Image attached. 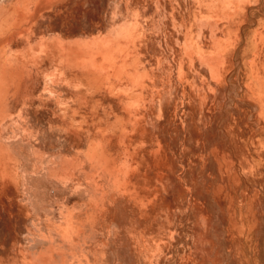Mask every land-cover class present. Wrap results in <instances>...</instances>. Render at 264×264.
<instances>
[{"label":"bare ground","instance_id":"obj_1","mask_svg":"<svg viewBox=\"0 0 264 264\" xmlns=\"http://www.w3.org/2000/svg\"><path fill=\"white\" fill-rule=\"evenodd\" d=\"M219 32L247 36L252 59L221 67L234 53ZM220 123L253 179L264 0H0V264L236 262L242 239L212 189ZM70 198L93 201L88 223ZM53 209L64 225L31 217Z\"/></svg>","mask_w":264,"mask_h":264},{"label":"rangeland","instance_id":"obj_2","mask_svg":"<svg viewBox=\"0 0 264 264\" xmlns=\"http://www.w3.org/2000/svg\"><path fill=\"white\" fill-rule=\"evenodd\" d=\"M237 20L238 19H236V21ZM236 21H234V23ZM234 23H233L232 26H230L233 29H234ZM128 25L130 27L131 23H129ZM205 26L207 27L208 25L205 24ZM256 27H257V25L256 26L254 25L250 29H247V27L246 28L244 27L245 28L244 30H248V32H253L256 29ZM221 34L224 35V36H222ZM245 35H246V33H245ZM231 36H233V37H231ZM243 36L244 35L242 34L241 39H240L241 43H239L240 42L239 41L238 45H237V42H236L237 39H236V36H235L234 32H231V35H228L227 37L225 36V34L219 32V42L220 41L224 42V40H226L228 38L229 40L227 39V43L231 45L230 46L231 48H229V47L228 48L230 49V51L232 50L233 53H234L233 59L232 58L230 59L229 57H227L228 60H226L227 61L226 63L224 62V58L225 57L222 56V55H219L221 57V59L219 60V65L221 67H223V65H227L228 66L230 62L232 63L234 61L233 63H234L235 66L231 65V63H230V66H233L235 69H237L238 68L237 66L241 65L240 61H241V63H243V62H245V60H246V62H248V61H250L249 59H252L251 54L253 53V50L251 52L250 49L246 48L245 44H247V39H246L247 36L246 37L245 36L243 37ZM230 37L232 38V40H231ZM207 40H209L208 37H207ZM220 44H222V42ZM233 46L235 48L234 50L232 48ZM114 49L115 48H113V50ZM242 49H244V50L242 51ZM222 50H224V49H222ZM112 51H110L109 53L112 54ZM223 54H225V53H223ZM242 54H243V56H242L243 61H242V59L240 57ZM227 55H229V54H227ZM244 56H246V57L244 58ZM127 63L129 64L128 60L126 61L127 69L132 70L135 62L130 61L129 65H127ZM233 72L231 71L228 74V77H227V82H228L229 87H232L234 85V83H232V82H234V78L232 77V73ZM251 80H252L251 77H250V79L249 78L248 79L244 78V84H247L246 82H249ZM129 88L130 87H128L127 89H129ZM243 89H244V87L240 88V90L238 91L239 94L236 95L237 99L241 100L243 98L242 100H245V99L249 98L247 95H244L246 91L243 90ZM232 92L233 91L229 92V96H231V94L233 95ZM224 100H225V98H224ZM183 103H184V105H183ZM177 106H179V110L181 109V111H185L186 110L185 102L182 101L181 98H179V100L177 102ZM180 106H183V107H180ZM255 114H256V112H255ZM248 120L251 121V118H249ZM232 123L234 125V122H232ZM237 124L238 125H236L235 128H236L237 131H239V130H241L240 119L238 120ZM257 124H259V123H257ZM257 124L256 123H252L253 135H254L255 139L257 138L255 143L257 142L256 144H264V133H263V131L260 130L261 129V127H260L261 124H259V125H257ZM219 125H220L219 126V146H216V149H217V153H219L218 154L219 155V165H220L219 166V173L220 172L221 173L219 174V181L215 182V184H214L215 187L213 186L212 189L214 190L217 187L219 188V205L221 206V209H222L223 212L226 209L225 213L226 214L229 213L230 217L232 218V222H235L233 224L234 233L236 235V238H238V240L242 239V240H240V242H242L241 243L242 244L241 251H243L242 255L240 253H238V252L236 253V258H235L236 262H233V260L232 261H229V260L227 261L226 258L227 259H231V258L226 257V258L223 259L221 264H236V263L237 264H264V237H263L264 236V226H263L264 225V179H263L264 178V163L263 162H259L255 157H254V159H251L253 164L256 163L254 165L255 167L254 166H252V167L254 169L256 168L257 171L262 170L263 172L261 171L259 174H257V172L255 173L254 172L255 170L252 168V170H254L253 174L256 175L258 180L256 179V177H255L256 180L254 179L253 174H252L253 179L252 178L251 179L250 178L246 179L245 178L246 176L245 175H244L245 177L243 176L244 172L241 170L243 164H241V159H238V157L240 155H238V152L232 147L233 140L230 139V137L228 138L227 134L225 133L226 132V128L223 126V124L220 123ZM233 125H231V126H233ZM254 132H255V134H254ZM238 135L240 137L239 133H238ZM243 135H244V137H243ZM243 135H242L243 138L240 139V144H242V145L247 144L248 149H249L250 148V144H249L250 143V139L247 136V133L244 132ZM241 140L243 142H245V143L241 142ZM185 148L189 149V147H187V145H185ZM236 156H237V158H235ZM237 159H238V164H237ZM240 166H241V168H240ZM241 171L243 172V174L241 173ZM122 175H120V176H122ZM124 176H125V174H124ZM124 176L120 177L121 178L120 181H126L127 180V177L124 178ZM259 176H260L261 179L259 178ZM42 190H43V198H45L44 200L46 201V203L51 202L54 198L52 196H50L52 194L49 191V187L45 186V188H43ZM81 200L79 198H77V199L76 198H70L68 200V202H69L68 206L71 207V206H75V205H77V206L80 205V207L78 206V208L75 207V209H76L75 211L79 210V214H80L81 218L82 217L84 218L83 220H85V218L87 217L88 219H86L85 221L88 223V221L91 219V217L93 215L92 211L90 209L92 208L94 203H92L93 201L91 202V200H90V202H86V199H81ZM83 200H85V201H83ZM74 203H75V205H74ZM85 203H88V204H85ZM201 205H203V204H201ZM222 207L224 208V210H223ZM54 210H55V212H54ZM83 210H85V211L83 212ZM52 211L51 212H49V210L46 211V212L45 211H37L36 214L32 213L31 217H33V219H39L40 217H42V218L39 219L41 222H44V220H45V222H50V223H53V224H56V225H58L59 223L60 224L63 223L62 225H64L66 223V221H67V220L64 221L65 220L64 218L67 219V215L65 213L58 212L56 209H53ZM85 212H86L87 216H85ZM88 213H89V215H88ZM53 216H54V218H53ZM60 216H62L63 218L60 217ZM241 217H243V218H241ZM47 218L51 219V221L49 219H47ZM46 219H47V221H46ZM60 221H62V222H60ZM87 223H84V224H87ZM245 226L247 227V229H246ZM250 226H251V228H249ZM85 228L87 229V226ZM254 228H256V229H254ZM241 230H243V231H241ZM248 247H249V249H248ZM68 262H75V261L72 260V259H69ZM60 263L61 262H58V264H60Z\"/></svg>","mask_w":264,"mask_h":264}]
</instances>
